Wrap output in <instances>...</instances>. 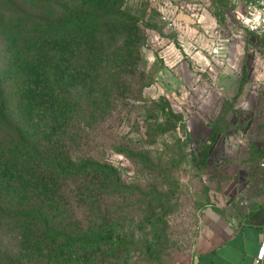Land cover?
<instances>
[{
    "label": "rangeland",
    "instance_id": "374dc122",
    "mask_svg": "<svg viewBox=\"0 0 264 264\" xmlns=\"http://www.w3.org/2000/svg\"><path fill=\"white\" fill-rule=\"evenodd\" d=\"M60 1L122 13L91 37L72 33L71 119L55 122L74 168L96 162L116 181L86 167L47 174L37 191L6 177L12 207L43 203L47 216L41 248L21 264H193L205 208L236 216L264 199V41L240 24L246 0ZM30 72V94H50L38 60Z\"/></svg>",
    "mask_w": 264,
    "mask_h": 264
},
{
    "label": "trees",
    "instance_id": "16d2710c",
    "mask_svg": "<svg viewBox=\"0 0 264 264\" xmlns=\"http://www.w3.org/2000/svg\"><path fill=\"white\" fill-rule=\"evenodd\" d=\"M116 14L122 15L115 7H73L60 0H0V36L4 38L0 43V264H21L24 253L39 251L42 233L48 231L43 203H29V209L21 204L12 207L6 177L14 188L27 182L36 191L50 180L47 174L60 178L85 173L86 168L109 174L111 182L116 181L111 168L96 162H90L92 167L74 168L71 156L64 152L68 131L55 126V122L64 125L71 119L72 97L63 86L62 74L71 54L69 38L76 30L82 34L80 39L91 37L93 28L103 27ZM35 60L41 63L45 79L52 82L50 94H30ZM45 119L54 127L52 122L43 124ZM24 243L27 250L22 253ZM56 249L65 251L58 245Z\"/></svg>",
    "mask_w": 264,
    "mask_h": 264
},
{
    "label": "crops",
    "instance_id": "0c3cea01",
    "mask_svg": "<svg viewBox=\"0 0 264 264\" xmlns=\"http://www.w3.org/2000/svg\"><path fill=\"white\" fill-rule=\"evenodd\" d=\"M231 54L233 55V51ZM256 97L260 98L257 95L250 96V98ZM209 115L210 118L213 117V110L212 112L209 110ZM192 124L191 129L193 130L212 131L210 124L205 123L203 125L196 120ZM231 146L228 151H230V156L236 159L239 157L236 153L237 145L232 144ZM230 189L229 191H231ZM235 191H238V189L235 188ZM233 193L230 192L232 196L235 195ZM262 204H264V199L254 205H246L243 213L236 216L222 215L212 207L205 208L202 215L203 227L196 240V253L193 264H256L254 259L264 235V225L246 224L243 220L250 211ZM222 205L219 206L222 207ZM261 264H264V259Z\"/></svg>",
    "mask_w": 264,
    "mask_h": 264
},
{
    "label": "built area",
    "instance_id": "2783aa9c",
    "mask_svg": "<svg viewBox=\"0 0 264 264\" xmlns=\"http://www.w3.org/2000/svg\"><path fill=\"white\" fill-rule=\"evenodd\" d=\"M162 17L169 20L166 15H162ZM240 24L253 37L264 41V0H246L244 9L240 16ZM225 44L226 40H223V42L217 41L212 47V51L218 53L221 49H223V45ZM261 164L263 165L264 161H262ZM263 259L264 235L261 239V243L254 260L256 264H261Z\"/></svg>",
    "mask_w": 264,
    "mask_h": 264
},
{
    "label": "water",
    "instance_id": "95a60500",
    "mask_svg": "<svg viewBox=\"0 0 264 264\" xmlns=\"http://www.w3.org/2000/svg\"><path fill=\"white\" fill-rule=\"evenodd\" d=\"M243 221L246 224L264 225V204L249 213Z\"/></svg>",
    "mask_w": 264,
    "mask_h": 264
}]
</instances>
